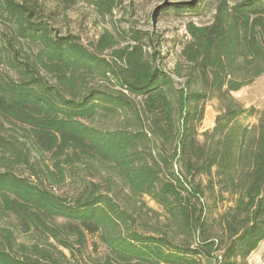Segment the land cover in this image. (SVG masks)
<instances>
[{
  "label": "trees",
  "instance_id": "obj_1",
  "mask_svg": "<svg viewBox=\"0 0 264 264\" xmlns=\"http://www.w3.org/2000/svg\"><path fill=\"white\" fill-rule=\"evenodd\" d=\"M127 2L0 0V264H79L90 238L94 264H251L264 242V109L234 96L264 76V0L169 10L210 18L170 72L114 21ZM79 6L112 23L90 46L63 32Z\"/></svg>",
  "mask_w": 264,
  "mask_h": 264
},
{
  "label": "rangeland",
  "instance_id": "obj_2",
  "mask_svg": "<svg viewBox=\"0 0 264 264\" xmlns=\"http://www.w3.org/2000/svg\"><path fill=\"white\" fill-rule=\"evenodd\" d=\"M198 0H128L123 6L124 10L119 11L116 14L115 22L121 21L118 25L124 29H129V23L133 25L135 30L141 31L147 35L144 40L143 49L149 54L158 52L161 54L159 64L165 71H172L175 67V63L179 60L181 47L188 40L191 39L187 32L188 23L205 24L210 21V18H196L190 16V14H175L169 12L174 9L175 6H182L188 3H196ZM71 22L67 28H64L63 32H72L80 37L82 43L86 46H90L95 43L105 31V28L111 27V22L99 23L94 16L88 14V9L84 6H79L75 12L70 14ZM129 21V22H127ZM154 38V44H152L148 37ZM125 44H122L124 47ZM25 51H31L28 47L24 48ZM32 52V51H31ZM35 53V50H33ZM21 60V59H20ZM4 69L3 66H0ZM91 85L102 86L103 88L110 89L111 92H120L121 88L116 84L115 79L102 81L100 78L90 79ZM234 96L241 100L246 107L255 106L259 109H264V76L256 80L251 86L242 89L234 94ZM140 106H143L142 100H137ZM217 112L213 105H208L205 112V118L202 125L199 128V133L210 130L215 125V119ZM133 116H127L124 114L109 116L101 118L95 122V125L102 129H116L124 128L131 123ZM13 134L20 135V129L14 128ZM200 141H203V137H199ZM50 156H46L47 161ZM20 171H24L23 168ZM92 180L91 177H85V175L78 174L74 180L69 179L67 185L63 191L65 194L72 195L76 186H80L81 182ZM76 183L74 187L73 184ZM153 206V204L151 205ZM14 221L13 218L9 219V223ZM93 239H89V245L85 259L81 256L78 257L79 264H94L88 258V255L94 259L103 258L106 251L102 248L100 252L93 253L91 242ZM19 242L27 245H33L37 241L33 235H19ZM68 256L70 254L65 252ZM251 264H264V242L260 245L259 249L250 258Z\"/></svg>",
  "mask_w": 264,
  "mask_h": 264
},
{
  "label": "crops",
  "instance_id": "obj_3",
  "mask_svg": "<svg viewBox=\"0 0 264 264\" xmlns=\"http://www.w3.org/2000/svg\"><path fill=\"white\" fill-rule=\"evenodd\" d=\"M252 257V256H251Z\"/></svg>",
  "mask_w": 264,
  "mask_h": 264
}]
</instances>
